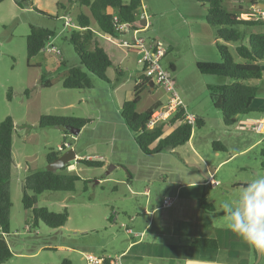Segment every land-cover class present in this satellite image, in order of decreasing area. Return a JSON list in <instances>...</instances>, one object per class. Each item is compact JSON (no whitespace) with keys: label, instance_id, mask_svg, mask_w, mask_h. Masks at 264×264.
I'll return each mask as SVG.
<instances>
[{"label":"rangeland","instance_id":"1","mask_svg":"<svg viewBox=\"0 0 264 264\" xmlns=\"http://www.w3.org/2000/svg\"><path fill=\"white\" fill-rule=\"evenodd\" d=\"M141 1L146 7L149 3L154 12L149 8L146 10L150 16V27L139 36H150L148 39H153L151 35L163 38L159 36L158 31H164L166 35L170 34L176 40L179 36L188 39L182 40L181 51L175 53L170 50L161 65L168 69L169 62L175 60L178 66L176 75H179L180 80L183 81L180 83L183 94L188 95V101L193 108L201 109V113L205 112L206 121L204 122L201 118L204 125L200 128L194 127L192 130L194 136L192 144L202 153L207 151L213 153L212 143L218 141L225 148V152H220V154L224 157L232 156L223 165L216 178L238 185L240 181L247 183L255 179L257 175H264L263 171H260V164L253 162L255 156H258V148L243 152L248 143L247 138L230 131L228 127L225 128L221 121L219 129V126L215 125V119L206 111L208 109L215 112L216 109L210 102L206 82L203 81L208 77L196 70L192 44L188 43L193 41L194 34L187 27L195 26L192 24L197 22L195 18L205 17L206 6H201L197 0ZM231 4L233 3L230 0H224V7L229 12L238 13V4L235 3V6L237 5L235 9ZM38 10L45 12L40 8ZM63 20L55 17L49 18L35 11L17 9L11 0H3L0 3V122L7 117L13 120L12 167L16 169L18 163L23 166L27 163L31 171H39L47 166L46 154L50 150L57 151V147L63 142L72 144L75 149H84L85 156L100 157L104 166L88 168L75 164L80 181L76 182L74 192L43 193L38 196L40 207H46L54 212H61L63 207H66L69 213L68 221L63 227L55 230L45 227L42 223H39L38 227L33 226L31 216L26 217L28 213L20 202L21 187L19 185L17 189V181L13 179L11 182L13 203L11 212L14 228L10 227L9 234L4 235V239L15 255L5 264H61L68 257L75 259V264H86L82 255L69 254L67 250L59 249V245L78 248V245L93 239L94 236L107 238L110 234L108 217L113 211V205L118 207L122 204L128 206V202L136 203V199L124 200L121 193H126V188L124 185L114 184L112 180H126L132 175L151 176L154 174L152 177L160 183L159 176H163L161 171L154 169L153 162L144 163L143 160L146 158L155 157L138 151V146L131 139L133 133L126 127L120 116L125 89H132L133 86L134 79L131 76L128 80L125 76V84L118 89L117 93H113V81L108 84L91 74L88 75L92 86L90 89L69 91L62 88L60 76L64 68L60 66L61 61H65L68 67L77 65L84 71L69 42V32L64 27ZM29 25L54 31L55 35L50 40L60 51L61 55L58 58L45 55L41 51L36 57L27 59L25 39ZM92 27L96 29L95 23ZM244 44L245 41L231 44L233 47L230 48V52L236 63H244V61L236 56L234 47ZM129 62L131 67L135 66L132 56H129ZM47 82H49L48 86H46ZM174 87L178 93L181 91L177 84ZM158 93L163 98L169 94L162 89H159ZM154 94L156 95V92ZM69 104H71L70 107L67 106ZM149 104L150 96L147 90H143L137 110L143 111ZM43 115L78 117L88 119L90 122L83 127L82 131L80 130L78 137L67 132L66 140L63 137L66 132L64 129L41 128L38 125L39 118ZM186 149L188 146L180 149L182 157L185 155L183 150ZM245 163L248 166L244 167V171L237 168H241V165ZM201 166L202 164H190L188 168L184 165L181 169L182 171L188 169L186 172L195 177L200 174ZM157 183H152L148 186L149 189H156ZM133 185L139 187L140 182L135 181ZM116 186L117 189H114ZM226 187L228 190L232 188V186ZM220 189L224 191L223 184ZM63 204L65 206H62ZM91 229L95 230L91 232ZM84 230L87 234H83ZM96 231L98 235H94ZM41 246L47 248L38 252ZM17 253L22 256H17Z\"/></svg>","mask_w":264,"mask_h":264},{"label":"crops","instance_id":"2","mask_svg":"<svg viewBox=\"0 0 264 264\" xmlns=\"http://www.w3.org/2000/svg\"><path fill=\"white\" fill-rule=\"evenodd\" d=\"M11 1L14 7L20 9L15 5L13 0ZM230 1L233 3L231 4L233 9L237 6H235V3L238 4L237 10L238 13L241 14L242 18L262 20L264 22V0H254L255 5L253 6L248 3L249 0ZM32 2L33 7L45 10V12H43L50 15L52 18L55 17L62 20L65 19L66 16L71 17V15H73L74 17L75 14L80 11H84V9L79 8L77 5L67 4L66 0H32ZM58 2L63 3L66 9L65 12L64 10L58 8ZM141 4L142 7L145 8V11L149 8L154 12V9L149 6V3L148 7H146L142 1ZM258 4L263 6H258ZM20 10L33 11L31 7ZM195 20H197V22L192 23L195 26H187L188 30L192 31V34H194L193 41H189L188 43L192 44L191 48L193 54L195 55V65L197 62L201 61L221 62V57L217 52V44L222 42L217 38L216 30L206 24L204 16L197 19L195 18ZM139 25L142 27L143 23L139 22ZM64 27H66L69 31L70 28L66 26L65 23ZM241 30L244 31L245 34H249L251 31H264V27H254L249 29L241 28ZM158 32L159 36H163V38L153 37L152 35L151 38L159 39L163 43L166 49V54L163 59L170 50L175 53L181 51L182 40H188L182 36H179V39L176 40L170 34L166 35L164 31ZM147 38H150V36ZM103 39L111 42L125 55L119 65L118 72L113 69H109V71H107L108 75L106 73L109 83H111L110 81H113V93H117L118 89L123 87L125 84V76H127V80L130 76L134 79L132 89H125V97L122 99L121 104L124 101L133 100L135 95L134 89L135 86L138 85L140 94L143 90H147V94L150 96V104L143 111L156 104H159L157 111L162 109L168 102L169 94H167L168 92L163 88L154 84L151 85L143 80L140 76V68L136 64V54L133 51H124L119 48L116 44V40L114 39L113 42L108 40L107 36H103ZM243 41L246 42V37ZM48 43L55 45L51 40H49ZM228 46L229 49L233 47L232 45ZM129 56H132L133 62H135L134 67L129 65ZM260 64L262 68L261 78L249 82L250 85L257 88V94L251 104L252 111L246 115L237 116L235 124L228 128H230V131L247 138L248 143L243 152H249L258 148V156H255L253 162L257 165L260 164V171H263L262 173H264V161L260 156L262 141L264 139V58L260 61ZM60 66L64 68L61 73L62 75L60 76V83L62 85V81L67 76L69 69L79 68V66L77 67L76 65L74 67H68L65 61H61ZM167 70H169L172 75L174 85L177 84L179 88H181L179 93L178 91H175L184 105V116L191 115L194 116L195 119L203 118L205 122V112L201 113V109L193 108L188 101V95L183 94L182 86H180V83L183 81L180 80L179 75H176L178 66L174 59L172 62H169ZM206 77L208 78H202L203 81L206 82V88L208 86L228 85L230 83V80L227 78L221 79V77L217 78V76L212 75H206ZM159 89L164 90L167 94L166 98L159 95ZM154 92H156V95ZM80 98L83 99L82 97ZM70 105L71 104L67 106L70 107ZM206 111L215 119V125H218L220 129V121L222 122L220 113L217 110L212 112L207 109ZM257 125H259V129L255 130ZM80 130L82 131L83 128ZM80 130L79 133L81 132ZM165 131L166 134L170 133L172 131V127H168ZM66 133L67 131L63 134V137L67 140L68 135ZM79 133L75 137H78ZM193 138L194 136L192 133L190 140L185 145L152 155L155 158H144L145 160L143 161H145V164H151L153 162L155 164L154 169H156V171H161L163 176H159V180L161 181L160 183H157L155 178L152 177L154 174L151 176L132 175L126 180H112L114 184L124 185L126 188V193H121L124 200L136 199L137 201L136 203L128 202V206H125L124 204L118 207L117 205H113V211H111L110 216L108 217L110 234L107 238L102 239L98 238L99 236H94L93 239L82 242L78 245V248L59 245V249L67 250L69 254L77 253L82 255L84 262L87 255H103L111 259L119 258L122 264H264V255L260 253L258 259L255 248L250 247L235 233L231 232L228 228L226 215L222 209V204L225 201L235 200L242 189V187H235V183H230L225 180L220 181L216 178L223 165L228 162L232 156L224 157V155L220 154V152H225L224 146L223 151L221 148L217 147V150H213V153H209L208 151L206 153H202L201 150L192 144ZM131 139L134 141L133 135ZM69 145V149H72L76 154V162L69 164L67 167L68 172L77 175L75 164L81 165L78 163L80 160L101 161L100 157H97L96 155L85 156L86 153L84 149H75L72 144ZM186 146H188V149L183 150L185 155L182 157L180 149H183ZM137 149L140 151L139 148ZM190 164H202L199 168L200 174L198 176H191L188 172H186L188 169L186 171H182V166L185 165L186 168H188V165ZM241 166V168H237L244 171V167H247L248 165L245 163V165L243 164ZM45 168H47V166H44L41 170ZM31 172L35 171H31V168L27 165V163L25 166L18 163L16 169H13L12 167L11 182L13 179L16 180L17 189H19L20 185L22 192V183L25 177ZM209 176H213V178L219 182V186L217 188L210 189L205 185ZM135 181L140 182L139 187H135L133 185V182ZM152 183H157L156 189H149L148 186ZM247 183H242L240 181V183L237 184L242 185ZM222 184L225 192L220 189ZM226 186H232V188L228 190ZM114 189H117V186ZM116 193H118V191H116ZM20 196L22 197V193ZM203 196L205 197L207 203L213 206L214 211L212 213H206L202 210L200 199ZM167 197L174 198L173 204L169 207H165L163 205V202ZM62 206L65 205L63 204ZM26 211L28 213L26 214V217L28 218L30 217V212L28 210ZM10 227H13L12 212ZM93 230L95 229H91V232ZM94 233V235H98V231ZM15 234H17L16 230ZM83 234H87L86 230L83 231ZM196 238L213 239L217 242V248L206 249L191 246V241ZM45 248L47 247H39L38 252L45 250ZM254 251L256 252V255H254ZM13 255H15V253L12 251V257ZM17 256L21 257L22 254L17 253ZM67 260L70 261V264H75V259L72 257H68Z\"/></svg>","mask_w":264,"mask_h":264},{"label":"trees","instance_id":"3","mask_svg":"<svg viewBox=\"0 0 264 264\" xmlns=\"http://www.w3.org/2000/svg\"><path fill=\"white\" fill-rule=\"evenodd\" d=\"M20 9L31 7L33 11L41 15L43 11L33 7L32 0H13ZM3 0H0L2 3ZM201 6H206L205 21L216 30L217 38L222 42L217 44V52L221 62H197L196 70L201 75H212L230 80L228 85L208 86L209 99L212 106L219 111L222 123L225 127H232L237 116L246 115L252 111L251 104L257 94V88L250 85V81L261 78L262 68L260 61L264 58V32L251 31L245 34L242 29L264 27L262 20L244 19L240 13L229 12L224 7V0H197ZM69 5H77L84 9L72 18L75 27L69 29V42L78 57L80 65L84 68H70L67 76L62 81V88L69 91H81L90 89L91 81L89 74L99 80L109 83L106 75L109 69L119 71V65L124 53L111 42L103 39V36L118 37L119 24H129L131 29L140 28L134 16L141 7V0H66ZM248 3L255 5L254 0ZM58 8L64 10L62 2H58ZM93 23L96 29L93 28ZM55 33L52 30L29 26L25 39L26 57H36L48 44ZM244 45L235 47L236 56L244 63H236L228 45L243 41ZM153 40V39H152ZM57 58V57H56ZM49 82L46 83V86ZM153 85V84H151ZM133 100L124 101L120 107V116L126 127L133 133L134 141L139 150L145 155L159 154L165 150H172L185 145L191 138L194 127L204 125L201 118L195 119L192 128L189 124L181 122L184 111L178 110L168 120L160 122L156 127L149 130L146 124L159 108L156 104L143 112H138L136 107L140 101L139 86H135ZM90 120L70 116L43 115L39 118L38 125L41 128L58 127L82 129ZM172 127V131L166 134L165 130ZM65 130V129H64ZM14 124L11 117L0 122V264L8 262L12 252L4 239L9 234L11 219V171H12V146ZM213 150L219 147L223 151L220 142L212 143ZM62 153L50 150L46 156V163L54 161ZM260 156L264 159V139L260 150ZM79 164L88 168H102L104 163L96 160H80ZM264 167V163H263ZM80 178L67 171V167L51 172L47 168L29 173L22 183L21 205L30 212L32 224L38 227L42 223L45 227L55 230L63 227L69 218L66 208L61 212H54L46 207L38 205V196L43 193H72L75 191L76 182ZM246 184L235 185L244 187ZM200 205L206 213H212L214 208L208 204L205 197L200 199ZM196 248L216 249L217 242L208 238H196L190 243ZM254 255L256 252L254 251ZM61 264H70L64 259Z\"/></svg>","mask_w":264,"mask_h":264},{"label":"built area","instance_id":"4","mask_svg":"<svg viewBox=\"0 0 264 264\" xmlns=\"http://www.w3.org/2000/svg\"><path fill=\"white\" fill-rule=\"evenodd\" d=\"M137 22L143 23V26L138 29H131L129 24H119L117 26L120 36L110 37L107 39L113 42L116 40V44L124 51H133L136 54V64L140 68V76L144 81L150 84L157 85L166 90L170 96L166 105L154 112L152 118L146 124V128L151 130L156 127L160 122L168 120L178 110L184 108L182 101L177 95L174 87V81L169 70L163 68L161 61L166 54V49L160 40L148 39L147 37L139 36L146 32L150 27V16L146 13L145 8L141 7L136 13H134ZM64 23L70 29L75 27V24L70 16H66ZM128 37V39H125ZM45 55L60 56V51L53 45L48 43L42 50ZM181 122L189 124L192 128L195 125V118L191 115H185ZM259 129V125L255 127V130ZM70 145L64 142L57 148V151L63 153L68 150ZM205 185L210 189L217 188L219 182L209 176L205 182ZM174 198H165L163 205L169 207L173 204ZM29 230V229H28ZM86 264H122L119 258L111 259L103 255L94 256L87 255L85 257Z\"/></svg>","mask_w":264,"mask_h":264},{"label":"clouds","instance_id":"5","mask_svg":"<svg viewBox=\"0 0 264 264\" xmlns=\"http://www.w3.org/2000/svg\"><path fill=\"white\" fill-rule=\"evenodd\" d=\"M222 209L231 232L264 255V175L247 183Z\"/></svg>","mask_w":264,"mask_h":264},{"label":"water","instance_id":"6","mask_svg":"<svg viewBox=\"0 0 264 264\" xmlns=\"http://www.w3.org/2000/svg\"><path fill=\"white\" fill-rule=\"evenodd\" d=\"M258 6H263V5L258 4ZM64 129L74 137L77 136L79 133L78 129L69 128V127H66ZM72 162H76V154L72 149H68V150L64 151L54 161L47 164V169L51 172H56V171H59L65 167H68L69 164H71ZM256 252H257V258L259 259L260 253L257 250H256Z\"/></svg>","mask_w":264,"mask_h":264}]
</instances>
